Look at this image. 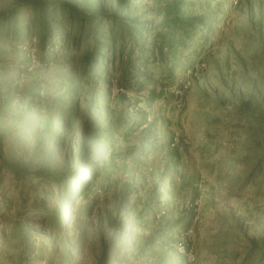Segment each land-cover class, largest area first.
Returning <instances> with one entry per match:
<instances>
[{"label":"rangeland","instance_id":"1","mask_svg":"<svg viewBox=\"0 0 264 264\" xmlns=\"http://www.w3.org/2000/svg\"><path fill=\"white\" fill-rule=\"evenodd\" d=\"M16 1L0 0V264H101L104 243L111 264H264V0H180L194 17L182 29L163 25L176 0H122L123 25L109 19L118 0H63L78 17H100V5L107 17L95 33L87 23L77 58L62 47L68 28L55 29L62 8ZM44 14L53 24L46 53ZM136 19L146 30L131 42ZM90 39L104 57L94 69L78 63ZM138 68L139 82L123 78ZM78 92V123L98 138L85 195L53 180V155H32L36 130L51 151L60 144L56 126ZM32 99L23 114L19 103ZM42 101L64 108L42 121Z\"/></svg>","mask_w":264,"mask_h":264},{"label":"trees","instance_id":"2","mask_svg":"<svg viewBox=\"0 0 264 264\" xmlns=\"http://www.w3.org/2000/svg\"><path fill=\"white\" fill-rule=\"evenodd\" d=\"M16 2H26L28 3L34 10L42 11L43 13L45 9L50 7L51 5H54L55 7H60L61 9V15H60V25L59 27L55 28L59 30V33L63 32L65 28H68V32L64 34L63 40H62V47L67 52V49H75V57L77 58V51L81 50L82 43L85 37L86 32V26L87 23H90L91 28L89 30L92 33H95L94 23H96V27L101 23L102 21H105L103 13V6H99L97 8L98 12H100V17H96L95 15L91 16H85L83 15L82 18L78 17V15H81L78 12V9L70 4L65 3L63 0H17ZM124 3L122 0H118L116 3L115 10L113 11L111 17L109 19L111 21L120 22V25H123L122 19H120L119 12L121 11L120 6ZM183 3L180 0H176L174 4L171 6L166 7V17H165V23L163 25L170 28H177L182 29L184 28V24L186 22H190L189 24L191 26L194 25V17L186 18L184 12L182 11ZM68 11V15L70 17V21L67 22L64 19V14ZM1 15V14H0ZM44 19L42 20L40 24V49L43 51V53H46L47 46L50 44L51 34L50 32L53 30V27L51 26L52 21L47 19V14H44ZM173 16H175L174 20L171 19ZM72 18L78 19V23L75 24L72 22ZM73 19V20H74ZM196 20V19H195ZM69 23V24H68ZM68 24V27H67ZM146 22L136 20H129L128 21V33L130 35L131 42L137 41L138 36H140L145 30ZM53 25V24H52ZM76 28V30H75ZM125 36H127V30L120 31L119 41H121L120 45V53L125 51ZM142 37V36H141ZM140 37V38H141ZM112 57L110 60L116 61L117 54L115 51L116 46V40L115 38H112ZM168 44L164 42L162 44L163 46H167ZM169 48H172L171 45H169ZM102 50V43L101 42H95L90 39V42L88 43L85 50H83V55L79 58V62L81 63L83 68L85 66H91L93 69L96 67L97 63L102 61L104 57L101 55ZM73 58V57H72ZM138 57L137 59H130V62H139L142 58ZM66 59H69L67 57ZM106 58L104 63V72H107L108 66H109V59ZM141 65H144V63H141ZM127 71H123V78L128 77L129 79L137 78L138 82L140 81V77L145 75L144 71H140V68H138L137 72H130V74L124 75ZM71 73L74 74L75 78L78 76H81L78 70L71 69ZM87 73V71L84 72V75ZM106 75V74H105ZM110 78V77H109ZM128 79V80H129ZM74 81V80H73ZM128 82V81H127ZM108 86L110 84L108 83ZM77 99L71 102L69 104L68 108H66L63 112L66 114L64 118H61L60 122L56 126L57 129L60 128L61 124V132L57 135V142L60 144L53 150H50V137H47L46 131L36 130L35 135L39 139V141H34L33 143V150L32 155L36 156L37 154L47 155L50 156L53 155V160H55L54 166L55 168L53 171L56 172V176L53 177V180L57 182V184L60 185V188L65 187L66 184L68 185V191L70 193H73L74 190H77L80 192V194L85 195L88 193V191L92 188L94 181L97 177V171L94 172L91 176L86 177V174L92 170V168L95 166L94 163L89 161L88 159L91 156V150L93 148L91 141L93 138H95L94 131L90 129V126L82 127L78 123L77 115H80L81 112V104L84 103L85 97H81V94L78 92L76 93ZM81 99L79 102L78 99ZM61 101H65L63 98H60ZM37 101L34 102L33 99L27 102L22 101L19 103L21 110H24L22 112L23 114H31L32 107L34 104L36 105ZM42 107H39V114H40V120H44L46 116H48L50 113H56L58 111H61V108H64V106L59 107L56 104L52 103H45L42 101ZM54 111V112H53ZM64 139V140H63ZM98 138H95V143L97 142ZM98 143H96V146ZM49 157V156H48ZM34 158V157H32ZM30 164H26L25 167H23V170L30 173L33 171ZM47 165V168H50V164ZM29 170H31L29 172ZM79 170H82V175L85 177L83 180L78 182V177L75 175V173ZM46 173V172H45ZM44 174V173H43ZM70 176V178H69ZM76 176V177H75ZM80 176V175H79ZM122 205L125 207V205L120 200L118 205V211L122 210ZM77 207V200L74 201V197L71 196V198L68 200L66 204V212H67V218L72 219L73 215L75 214V209ZM121 219L114 220V226L115 228L119 227ZM112 224V223H111ZM113 225V224H112ZM116 230V229H115ZM103 253L101 257V264H111L113 261V255L112 252L109 250L110 247L108 244H103ZM110 251V253H109Z\"/></svg>","mask_w":264,"mask_h":264}]
</instances>
